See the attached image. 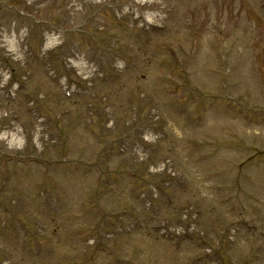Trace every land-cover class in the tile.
I'll return each mask as SVG.
<instances>
[{
    "label": "rangeland",
    "instance_id": "rangeland-1",
    "mask_svg": "<svg viewBox=\"0 0 264 264\" xmlns=\"http://www.w3.org/2000/svg\"><path fill=\"white\" fill-rule=\"evenodd\" d=\"M1 6L3 5L0 4V7ZM108 11L110 12V15ZM59 12L64 15L63 10H59ZM146 12L155 14L157 17L155 23L158 25L169 22L168 24H173L176 30H178L177 28H180L181 23L185 18L186 23L189 25H192L197 21L198 25L200 24V27L201 23L205 26L214 23L216 24L215 29L217 30V33L215 36L209 35L206 40L220 41L224 37L225 32L226 35L232 36L237 54L234 52L233 60L226 63L227 71L230 75L228 79L225 80V78L214 75L220 82V85L207 86L208 89L205 88L206 90L201 89L205 93L212 91V94L188 95V98H192L195 103L201 102L204 104L203 109H199V111L195 113L199 115L195 116L199 118V124H201L198 127L203 126V128L195 131L196 134H194V137L196 139L191 138V143H197L200 148L196 146L189 151L190 156L195 157L196 163L193 161L191 162L190 157L183 155L179 149H176L177 146L182 149L185 146L183 145V142L178 143L175 139L170 141V146L179 152V162L177 163L179 179L176 181L175 188H171L172 192L175 193L173 199L177 203V212H169L162 202L158 207L155 203V207L150 212H146L142 209L140 202L133 198L137 189L140 187L139 184L129 177H125L127 172L132 171L131 168H133V166L128 164L124 167V175L122 173L117 176H112L114 181L110 184L103 182L106 190L113 193L111 198L109 197V194L107 195L106 193L102 200L105 209V211H103L106 213V216L108 215L107 217L110 220L107 221L108 228L106 229L111 228V230H113L115 225L127 227L131 224V220L128 218V215L131 213H133L135 221L144 218V223L148 225L151 224L149 222L161 218H169V222L175 223L179 221V210L186 205H189V208H194V206H196L203 210L198 218V223L202 228H208L207 225L209 226L214 220L213 213L215 209L213 208V202H216V200L214 197L212 199V195L214 194V188L217 187L214 186L215 182L212 180L214 176L212 178H209V176L216 175V170L218 168L224 169L225 166L234 169V167L240 163V160H242L245 168H248L249 164H254V160L247 161L250 154H247L246 151L244 152L238 148H243L250 144L257 148H264V126L262 124L264 114H261V109H254L251 107L260 106L261 108H264V15L262 11L256 8V5L250 3V0H113V3H111L109 7H103L101 9L93 8L92 6L84 10L79 7L75 8L71 17H75L76 22L80 23L83 30L82 32L70 31V28L63 23L60 27H62L63 30H66V40L64 45L59 48V53H61V55H59L58 52H53L56 53V56H52V60H58L57 63L62 66L64 57L71 51L78 50L84 53L89 62L93 63L104 72L105 78H109L113 74H116L118 75V78H121V82H126L130 79V73L127 72H131L133 77V84L128 86L127 89H124V93L117 95L118 99L117 97L114 99L115 97L113 96L115 94L113 95V90H100L101 87L99 86L101 80L99 81L100 83L97 80L94 81L95 84L91 90L87 91V96H85L86 94H81L80 91L75 95H72L77 101L75 107H78V104H80L84 98L94 96L96 91H102L101 93L108 95L106 97V102H103L102 100L99 101L100 97H95V100L91 101L93 105H91L90 108L91 110L94 109L96 112L98 110L101 111L103 108V112L100 113L102 119L99 117L98 122L102 120L105 124L110 120L113 121L115 129H104V132H106L105 134H109V137L117 128L121 127V125L124 126L125 123L130 120L132 115V110L131 108L129 109V106H120V100L125 101L127 98H132V104L139 103L140 94H144L146 97V104L142 103L144 98H141L142 102L140 101L138 107H136L140 117L145 118L147 116L148 107L155 103L162 110L164 116L167 114L170 122L172 120V131H175L179 124L182 125L177 120L174 121L175 117L171 113V110L174 109L171 101L174 98H170L168 95L167 98L165 97L162 99V97L160 98L159 93L147 86L150 84H154L156 88L160 86L159 78H153L157 72L164 73L166 79L177 83L174 85H179L180 83L178 82L182 79L174 78V80L167 75L164 69L159 68L160 63L163 62L161 57L164 56L162 54L164 52L163 45L165 42L163 39H157L156 36L152 37L157 32L153 33L151 29H140L136 22L137 18L143 17ZM225 13L228 15V21L226 22ZM45 15H48V13L46 12ZM11 18L12 15L9 14V12L8 14L2 12V15L0 16V26H2L3 32L6 33L7 37H9L11 33L19 36L22 34L20 27L22 29L23 23H27V25H29V23L27 20H21L20 24H18L20 27L15 25V28L12 29L13 23L10 20ZM46 18L48 19V16H46ZM113 18H124L129 24H118ZM202 19L204 21H202ZM221 22L224 23L222 29L218 25V23ZM106 23H109V25ZM102 26L104 29L102 31H97L101 30ZM250 29H253V32L252 34L251 32L250 34H246V37L250 35L255 36L250 38L249 41H246L245 38L241 37V33L244 36V33L248 32ZM38 30L39 33L36 32V26H30L28 36L24 34L25 38L22 43H25L31 52H37L41 44L40 28ZM138 31L142 34L140 35ZM13 42L14 41L7 38L8 49L11 48ZM202 46L203 44L200 45V48ZM206 51L205 48L201 49L200 55L204 56L207 54ZM225 53L226 46L218 53V55L224 57ZM209 55L210 54L206 56ZM236 55L239 63L235 61ZM60 56L62 59L61 61H59ZM75 59L78 60V57L76 56ZM117 60L124 63L125 68L123 70L125 71L119 73L120 71L114 67ZM44 61L46 62L47 59L39 58L36 60V76L38 77L34 80L35 84L30 87L36 92V95L41 96V99L42 97L44 99H48L49 97L53 98L55 96L57 97L56 94L62 93L59 82V75H61L62 72L61 70L57 71L54 75L55 77L57 76V81L53 78V85L49 84V80H47L46 77H43L45 74L41 69V64H43ZM69 62L70 59H67L66 63L68 66H70ZM235 63H238V67ZM197 65H200V62ZM210 65L211 63L209 60L205 66L210 69ZM63 66H65V62ZM200 69H202L201 66H198L196 71H199ZM68 71V82H71L70 80H75L76 78L74 76L76 73L75 66L71 71ZM202 73H204L203 69L201 71V74ZM144 74L146 75L145 81L142 80L143 78L139 79V77ZM189 75V77L184 79L192 86H200V84L197 83V80L192 76L195 75L194 72L192 75L189 73ZM82 85L81 82L75 83V86L78 87ZM229 85H231L232 91L234 90V94H232ZM185 86L186 85H184V87ZM156 88L154 89L156 90ZM20 95L19 101L21 103L23 99ZM176 99L178 100V97H176ZM243 99L246 100L248 105L243 106L239 103L240 106L238 108H233L237 106L235 101H241ZM62 100L64 99L59 98L56 102L61 104ZM191 103L192 102H188L187 104L189 105ZM53 107L54 106L50 103L44 104V101L41 103L36 102L32 115L28 114V117H19L28 120H24V122L21 123L18 118L16 119L25 129L27 133L25 136H28L25 137L24 149L27 154L25 157L39 158V153L42 152V149H45L44 145L46 143L55 142L54 135L51 133L52 123H50V119L48 118V113H51ZM75 107L72 108L74 112L73 117H76L75 113L78 114L75 112ZM232 108L235 109V114H238V119L236 120L230 119L228 111L232 110ZM194 109L198 110L197 106H195ZM247 110L249 112H247ZM85 112L86 111L83 109L80 110L77 117ZM242 115H245L244 123L240 120ZM29 119L35 122L36 132L43 129L40 130L43 132L40 136L48 142L40 140L38 143L39 146L38 144H36V147L32 145L30 139L32 133L30 134V132L32 131L34 122ZM4 123L7 124V122ZM62 123L63 124L59 126L56 132H62L63 138L64 135H66L67 138L71 139L72 141L68 140L69 144L78 148L79 144L82 146L83 144H86L87 140L90 142L92 140L93 144L91 143L90 146H93L92 148L95 149L94 144L97 141L98 136L96 138L92 134H87V128L84 125L81 126L80 119L76 118L71 126L69 122ZM193 124H195V122H193ZM5 126L6 128L2 127L5 131L7 130L10 132L12 128L14 130L13 126ZM71 130V134L73 135L72 138L71 135L68 134ZM101 130V127L96 128L95 133L99 135ZM78 131L79 133L77 134ZM216 135L222 138L221 140L219 138L214 139L217 153L216 155L214 154V156H210L209 158L211 161H209V158L204 152L207 151V147L209 146L208 141ZM13 137H15L13 140H18L20 138L19 135L14 134ZM231 138H233V141ZM200 141H202V146L198 143ZM11 146L15 150L18 147L15 144H11ZM231 146H233L231 149H227ZM4 147H6V145L0 143V148ZM233 148L238 149V151H234ZM219 149L222 151L218 152ZM95 150L99 149L96 148ZM28 152L34 154L28 155ZM107 152L108 148L106 147L104 153ZM114 152H118V150ZM126 152L127 149H124L123 154ZM53 153L55 156L51 160L48 159L46 154L41 155L42 157L39 158L40 163L36 166L25 163V168L12 167L6 170L4 164H2L4 167H0L1 188L4 187L7 191L8 188L12 189L11 194L0 197V201L4 204V207L10 211L9 215L4 218L6 219L8 217L4 222L6 223V226L3 229H0V262L5 260L8 261V264H50L51 261L47 257L50 252H53L54 258L56 259H61L60 257L65 258L68 252L74 259L70 261L71 264H150V262L156 261L158 264H184L182 257H179L178 255L175 256L171 253L169 243L160 242L155 237H150L148 235H140L137 232L133 233L132 230L124 231L121 234L119 233L113 238H111L110 235L108 237L107 234L102 233L100 239L103 240V243L107 248L106 256L97 253L94 250H92V252L90 251L88 254L82 245L84 244V241L81 242V236H78L74 245H71L76 232L72 227L73 221L77 223L74 219L81 214L82 216L92 214L84 207V205L80 207V205L83 204L82 199L84 198L82 196L83 189L81 188V184L76 181L66 184V180L61 179L62 169L55 166L68 165L69 169H73L72 161L74 160V155H72V152L63 151L61 147L55 148ZM164 156L174 158L175 153L161 152L152 155L154 159H159ZM201 156L204 158L202 161L198 159ZM95 157L96 155L92 154L91 157H88V160L90 158L92 161ZM62 159L64 160L62 161ZM255 160H259V158L255 157ZM55 161L58 163L55 164ZM113 162L116 164V159L114 158L113 161L112 155L108 154L106 157H103L100 163L103 174L106 173L103 176L104 181L108 171L114 170ZM262 163L263 164L260 163L249 167L251 170L248 171L246 180L241 182V184H238L234 189L236 191L235 194L238 197H236L234 193H230V196L234 197H232L233 201H252L254 203L257 201L259 203H262V201L264 202V162ZM221 165L225 166L219 167ZM137 168H139L138 174L144 177V168L141 166H138ZM2 170L4 171L2 172ZM96 177L97 176L94 174H91L90 176L84 174L85 190L88 188H94L92 183L96 180ZM218 177L222 178L223 176L218 175ZM78 181L82 182L83 178L80 177ZM97 183H99L98 179ZM184 184L185 186H183ZM221 184L223 183L216 185L219 187ZM32 186H36L32 191V194L34 195L29 197V193L27 192ZM57 187H60L63 190L62 197L55 193L54 190ZM221 189L228 188L224 186ZM226 191L229 192V190ZM237 192L240 194H237ZM55 199L63 201V206L60 207L61 213H53L58 216L53 219V214L49 213L50 210L48 209V206L54 210L55 203L51 200ZM70 199H72V201H70ZM14 200L17 202V209L12 208V202ZM19 205H22V207ZM73 207L77 208L78 214L72 213ZM258 207H260V204H255L254 207L252 206V213L249 211L250 215L257 211ZM125 212L128 214L124 217H117L118 214L121 215ZM2 214L0 207V217ZM17 216L19 220L27 225L28 223L37 225L38 228L31 226L28 229L30 234H36V237H31L28 233L22 234V231L18 230L20 227L17 225V222H15ZM89 224L90 221H86V225L89 226ZM67 227L68 230L66 231ZM77 227L78 226H75V228ZM38 231H40L39 235ZM101 231L106 233L105 229ZM72 233L73 235L71 236ZM40 235L44 236V240L36 241V239H41ZM92 239L93 238L88 239L87 243H92ZM240 240H242V242L241 244H237L238 247L234 253L237 256L231 254V258L235 257L241 261V259L245 260L246 256H252V253L261 254L260 257L264 258V242H257V239L246 240L241 235ZM153 242H156L157 244L151 245ZM111 250H114L113 255L110 252ZM186 250H189V247H186ZM151 251H156V256L150 260V257L146 255V253L150 252L149 254L151 255ZM94 256H96V258ZM185 256L187 257V260L198 257L193 254L189 256L184 255V257ZM132 257H135V260H133Z\"/></svg>",
    "mask_w": 264,
    "mask_h": 264
}]
</instances>
